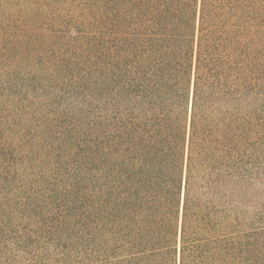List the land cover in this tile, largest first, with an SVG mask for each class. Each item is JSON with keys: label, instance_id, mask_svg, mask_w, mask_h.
Listing matches in <instances>:
<instances>
[{"label": "trees", "instance_id": "16d2710c", "mask_svg": "<svg viewBox=\"0 0 264 264\" xmlns=\"http://www.w3.org/2000/svg\"><path fill=\"white\" fill-rule=\"evenodd\" d=\"M0 264H264V0H0Z\"/></svg>", "mask_w": 264, "mask_h": 264}]
</instances>
